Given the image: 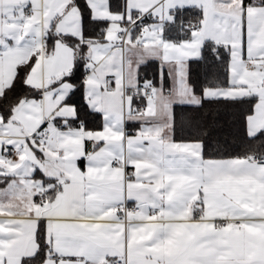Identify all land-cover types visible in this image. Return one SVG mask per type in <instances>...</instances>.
Segmentation results:
<instances>
[{"label": "snow or ice", "instance_id": "obj_1", "mask_svg": "<svg viewBox=\"0 0 264 264\" xmlns=\"http://www.w3.org/2000/svg\"><path fill=\"white\" fill-rule=\"evenodd\" d=\"M0 264H264V0H0Z\"/></svg>", "mask_w": 264, "mask_h": 264}]
</instances>
